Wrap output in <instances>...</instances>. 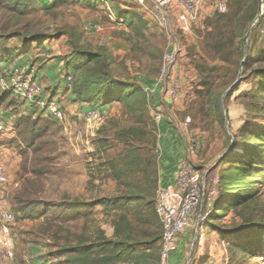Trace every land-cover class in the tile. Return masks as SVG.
Wrapping results in <instances>:
<instances>
[{
  "label": "rangeland",
  "instance_id": "obj_1",
  "mask_svg": "<svg viewBox=\"0 0 264 264\" xmlns=\"http://www.w3.org/2000/svg\"><path fill=\"white\" fill-rule=\"evenodd\" d=\"M107 1L113 12L116 8H130L141 16L146 26L131 31L118 18H110L106 5L98 0H65L50 10L47 8L54 0H33L30 3L31 12L17 16L0 5V34L14 31L23 33L26 26L34 33L37 30L47 34H51L54 29L66 31L63 35L45 38L42 44L48 46L47 53H43L36 43L30 50L32 62L44 58L43 64L50 66L54 77L58 76L54 85H59L57 89L61 91L53 97L65 111V124L40 114L32 128L25 123L17 131L14 129V135L10 138H6L7 133L2 135L5 131L0 133L1 162L3 166H8L12 180L18 181V186L9 193L11 198L17 190L26 195V191L22 189L24 184L28 188L30 198L56 204L55 210H60V205L64 203L62 210L66 214L69 212V200L92 203L100 198L112 200L119 195L150 192V175L146 180L148 186L142 184L141 180L137 181L138 175H133L137 182L132 181L131 185L126 177L119 178V165L110 163L103 152L100 142L102 138L127 132L129 130L126 129L131 126L120 103L113 102L110 105L111 112L106 114L104 122L100 125L92 123L86 126L83 117L73 120L68 115L65 106L69 104L70 99L66 96L65 82L70 74L67 73L64 62L71 58L72 42L76 38H79L80 44L92 50L106 47L113 57L108 66L113 76L135 86H142L157 75L162 54L168 44L177 42L180 45L178 75L183 89L182 105L173 109L172 114H167V118H170L172 129L184 132V136H180L183 151L181 157L188 158L202 172L209 169L212 175H217L221 180L233 167L230 154L235 149L234 140L244 142L252 126L264 129V92H259L264 85V81L259 78V71L264 69V0H259V3L258 0H226L228 8L225 13L216 12L217 0H202L198 20L186 33L178 30L176 26L175 18L179 10L177 0H174L168 13L167 24L164 26H160L150 15L143 13L135 0ZM88 22L99 24L101 32L87 33L84 26ZM245 39L246 55L243 50ZM221 42L228 45L225 46L223 54L217 52ZM13 45L21 46L17 44L16 39L12 40ZM207 66L217 70L214 93L210 98L218 101L219 110H210L206 120L207 126L203 127L197 120H193L195 111L191 109V103L195 99V91L201 88V71ZM33 70L37 78L35 64ZM239 73L238 84L225 95L223 104H220L221 95L233 84ZM47 78V75H43V80ZM37 80L43 88V93L51 94V88H44L41 77ZM59 94L64 96L65 102L61 97L58 98ZM11 96L15 94L12 93ZM13 100L11 106L0 103V116L6 128L9 122H13L14 126V118L23 113L21 106L25 104L24 101L18 98ZM26 109L35 110L38 114V110L31 105ZM187 117L190 121L185 125ZM38 128L43 129L40 137L34 135ZM130 138L135 140L132 136ZM191 138L199 142L194 153L186 151V143ZM263 143L264 141L260 144ZM141 145L153 154L157 170V130L153 132L152 128L147 127ZM260 154L258 164L247 170L245 181L249 185L239 190L240 195L248 197L247 200L237 206L223 207L222 201L236 191L232 190L234 184L230 181L219 180L217 185L214 201L219 200L218 206L223 207L225 216L211 221L222 228V239L234 242L227 245L225 241H219L218 249H223V252L211 249L214 256L220 253L219 264H264L261 258L264 256V148ZM152 159L153 157H144L141 164L151 170ZM122 160L129 163V168L135 165L134 162L131 164V159ZM38 167L45 168L46 174L34 177L31 172L33 168ZM131 178L128 177V180ZM27 179L32 183L29 184ZM157 189L156 181L155 195ZM91 208L87 220L78 218L62 222L60 232L55 223L49 227L41 218H20L19 214L11 210L15 215L11 226L15 255L14 260L7 264H31V258L34 257L47 263L55 253V246L67 245L72 232L84 228L102 227L106 232L112 233L110 222L113 217L101 214V205ZM210 211L212 213L213 209ZM85 222L87 227H84ZM195 228H190L191 236ZM203 229L206 230V227ZM206 237L205 233V246L202 251L195 243L186 246L189 262L198 255L199 264L208 262L207 259L211 255L208 245L213 238ZM238 240L243 243H237ZM252 241L256 243L252 244ZM190 242L188 240V244Z\"/></svg>",
  "mask_w": 264,
  "mask_h": 264
},
{
  "label": "trees",
  "instance_id": "obj_2",
  "mask_svg": "<svg viewBox=\"0 0 264 264\" xmlns=\"http://www.w3.org/2000/svg\"><path fill=\"white\" fill-rule=\"evenodd\" d=\"M32 1L0 0V5L17 16L31 12L30 3ZM63 1L65 0H54L53 4H50L47 9L50 10ZM79 1L89 2L90 0ZM113 13L131 31H136L138 27L146 26L141 16L130 8H116ZM24 30L23 33L14 31L0 34V63L11 60L16 56L30 55V50L34 43L42 50H46L45 44H42L45 38L66 34L65 30L55 29L51 34L39 30L34 33L27 26ZM13 39H16L17 44L21 46H12ZM218 45L217 52L223 54L225 46L228 45L223 42ZM112 58V54L106 47L92 50L88 46L80 44L79 38H76L72 42L71 58L66 59L64 62V67L71 77L70 81L66 80V84L70 87L75 100L79 102H86L93 107L108 106L113 102H117L124 107L126 118L131 122L130 128L126 129L129 131L113 137L102 138L100 140L102 149L110 163L115 162L119 165V178L126 177L129 184L132 181H136L133 175H138L139 179L137 181L141 180L142 184L147 185L146 180L148 175H150L148 178V182L151 184L150 192L146 194L119 195L112 198V200L110 198H100L92 203L68 201L67 209L69 212L65 214L62 210L64 203L60 205V210H55L56 204L30 198L27 193L28 188L23 184L22 189L26 191V195L22 194L20 190H17L13 195L15 202L13 211L19 214L20 218H41L49 227L55 223L60 232L62 228L60 224L62 222L77 220L78 218L87 220L90 211H92L91 207L95 205H101V213L105 216L111 215L113 217L110 222L113 228L112 236H106L101 227L95 229L84 228L87 227L85 222L84 229L72 232L67 245L55 246V253L47 261L48 264H159L161 225L155 212L156 162L154 156H152L153 154L147 152L145 146L141 145L147 127L152 128L153 132L157 130V127L148 108L142 86H135L126 80L116 79L108 69ZM28 64L33 68L32 63L28 62ZM86 68L89 69L86 70ZM1 69H8V67L1 65ZM216 71L210 66L201 71L203 73L201 76V88L195 91V99L191 103V109L195 111L193 120H197V123L203 125V127L207 126L206 120H208L210 110L212 108L219 110L218 101L210 98L214 93ZM259 73V78L264 81V69L260 70ZM259 92H264V85L263 88L259 89ZM11 94L2 91L0 93V103L10 105L14 101L13 99L18 98L17 96H11ZM35 113V110H28L21 113L18 118H14L16 131L25 123H28L32 128L40 116V114L35 115ZM41 131L43 129L38 128L34 135L40 137L42 135ZM247 133L248 140L246 137L244 142L234 140L235 149L230 154L233 158V167L221 178L223 181L233 183L232 190L236 191L235 194L222 201L223 207L226 205L237 206L248 198L240 195L239 190L249 185L245 181L247 170L252 169L259 162L260 152L264 148V143L260 144L264 141V129L260 128V126H252ZM130 136L134 137L135 140H132ZM144 157H153L150 166L151 170L141 164ZM124 158L131 159V164L134 162L135 165L129 168L127 166L129 163H125L122 160ZM31 174L34 177H38L41 174H46V170L42 167L33 168ZM128 177L132 178L128 180ZM27 181L29 184L32 183L29 179ZM218 202H213V211L206 218L202 227L204 228L205 226L206 229L215 230L224 237L220 225L211 221V219L218 220L225 216V211L223 207L218 206ZM117 210L118 212H114ZM138 224L140 225L139 227ZM225 242L227 245L234 243L229 239H225ZM237 243L241 244L243 242L238 240ZM255 243V241H252V244Z\"/></svg>",
  "mask_w": 264,
  "mask_h": 264
},
{
  "label": "built area",
  "instance_id": "obj_3",
  "mask_svg": "<svg viewBox=\"0 0 264 264\" xmlns=\"http://www.w3.org/2000/svg\"><path fill=\"white\" fill-rule=\"evenodd\" d=\"M106 5L108 16L115 17L107 0H98ZM143 13L150 15L160 26L168 21V13L173 7L174 0H135ZM202 0H177L179 10L175 21L178 30L186 33L192 24L198 20L199 6ZM217 13L227 10L226 0H217ZM84 29L87 33L101 32V26L88 22ZM181 53L177 42L168 44L162 54L157 75L150 82L142 85L149 110H152L153 121L158 127L163 118L161 111L155 110L153 95L162 90L171 104L180 103L183 98L182 83L179 78L178 57ZM33 68L28 62L14 64L8 69L0 70V91L14 93L25 103L35 107L38 114L46 115L53 120L65 124L66 114L59 102L43 93L40 82L35 77ZM70 81L71 77L68 76ZM151 112V111H150ZM36 115V113H35ZM106 113L90 108L84 112L86 126L92 123L100 125L104 122ZM190 121L185 119L184 124ZM6 130L0 116V133ZM199 142L191 138L186 143V151L194 153ZM7 183V175L0 159V186ZM219 177L212 175L207 169L202 172L188 158L180 157L172 182L166 186H159L155 197V212L161 225V240L159 259L160 264H168L171 253L176 249L178 235L188 228L196 227V236L201 239L202 224L211 213L212 204L217 196ZM15 221L14 213L5 207H0V259L6 262L14 260V241L11 226ZM264 260V256L261 257ZM206 264H217L214 259H207ZM199 256L188 264H199ZM202 263V261H201Z\"/></svg>",
  "mask_w": 264,
  "mask_h": 264
},
{
  "label": "crops",
  "instance_id": "obj_4",
  "mask_svg": "<svg viewBox=\"0 0 264 264\" xmlns=\"http://www.w3.org/2000/svg\"><path fill=\"white\" fill-rule=\"evenodd\" d=\"M46 48L48 49V46ZM42 52L47 53L48 51H46L44 49V50H42ZM30 56L31 55L16 56V57H13L11 60L1 62L0 64L3 65L4 67H6V66L10 67V66L17 64V63L29 61L30 63L33 64V67H34V64L36 65V71H35L36 76H37V78L41 77L42 80H40V81L43 82L44 88H51V94H49V95L47 94V95L53 97L55 94H57V92L60 93L61 89H60V91H59V89H57L59 87V85H54V83H56V80H58V76L54 77L53 71L50 68V66L48 64H43V63H45V59L44 58H38L34 63V62H32V60H30ZM43 75H47L48 78L43 80ZM65 87L67 89L66 90V93H67L66 96L68 99H70L69 104H67L65 107L67 109L68 115L73 120L78 119V117H83V119H84V112L90 108L98 109V110H100L106 114L111 112V109H110L111 106L110 105H108V106L102 105L99 107H93L91 104H88L86 102H79V101L75 100V97L72 94L70 87L66 84V82H65ZM59 97H61L62 101L66 100L64 98V96H61V94H59L58 98ZM63 102H65V101H63ZM153 105H154L155 110L161 111L163 114V118L157 127V132H158V154H157V158H158V161H157V170H156V177L157 178L156 179H157V184L159 187V186L169 185L172 182L173 175H174V172L176 170L177 162H178V160L181 157V154L183 152L181 149V144H180V142H181L180 136H184V132L182 133L181 131L179 132V131H175L174 129H172V126L170 124V118H167V114H172L173 109L177 108L178 106L180 107L182 105V100L180 103L171 104L168 101V99H166L164 92L159 89L153 95ZM26 107H30V105L28 103H25L23 106H21L23 113L27 111ZM150 111H151L150 113L152 114L153 111L152 110H150ZM14 129L15 128L13 126V122H9L8 127L6 128L4 134H2V135H5L7 133L6 138H10L11 136L14 135ZM4 151H6V149ZM188 157H189V155H188ZM17 160H18V157H17ZM3 167H4L5 173L7 175V183L0 186V207H5V208L7 207V209H9L15 205L13 198L9 197L10 196L9 193L12 189H14L18 186V181L14 182L12 180V174L9 171L8 166H3ZM11 201L14 203L12 204ZM69 202H70V200H69ZM11 210H13V209H11ZM105 217H107V216H105ZM103 230H104L106 236H108V237L112 236L113 228H112V233L106 232L105 229H103ZM189 231H191L190 228L186 229L185 231L181 232L178 235L176 249L171 253L168 264H185V263L187 264L189 262V259H188V253L186 252V246H188V245L192 246V243H195L196 247L200 248V250L202 251L204 249V246H205V233L207 234V237L213 238L212 241L210 242V245H208L209 251L211 254L209 256V259H214L219 264V262H221L219 260L220 259L219 258L220 253H216V255L214 256L211 253V249H214L216 252H217V250L223 252L222 251L223 249L222 250H220V248L218 249V247H219L218 242L219 241H221V242L225 241L224 239H222L221 234H219L215 230L203 229L201 239L199 240L198 237L196 236V228L194 229L192 236H191V233H189ZM190 236H191V239H190ZM188 240L191 241L189 244H188ZM190 250H191V248H189V251ZM7 263L8 262L0 259V264H7ZM28 263H30V262H28ZM31 264H48V263H45L43 261V259H41V258L34 257V258H31ZM159 264H160V260H159Z\"/></svg>",
  "mask_w": 264,
  "mask_h": 264
},
{
  "label": "water",
  "instance_id": "obj_5",
  "mask_svg": "<svg viewBox=\"0 0 264 264\" xmlns=\"http://www.w3.org/2000/svg\"><path fill=\"white\" fill-rule=\"evenodd\" d=\"M259 2H260V1L258 0V3H259ZM243 50H244V54L246 55V50H247L246 39H245V42H244V45H243ZM242 65H243V60L240 61V66H242ZM239 80H240V73L238 74L237 79L233 82V84H232L229 88H227V89L223 92V94L221 95L220 104H223V99H224L225 95H226L230 90H232V89L238 84ZM230 149H231V148H230Z\"/></svg>",
  "mask_w": 264,
  "mask_h": 264
}]
</instances>
